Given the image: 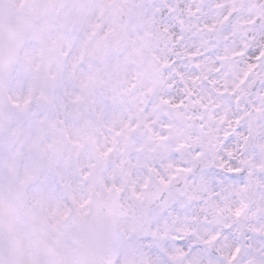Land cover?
Masks as SVG:
<instances>
[{
	"label": "clouds",
	"instance_id": "9594fccd",
	"mask_svg": "<svg viewBox=\"0 0 264 264\" xmlns=\"http://www.w3.org/2000/svg\"><path fill=\"white\" fill-rule=\"evenodd\" d=\"M250 52L264 0H0V107L30 94L28 114L45 113L42 154L63 173L50 203L91 200L48 247L0 213V260L223 264L239 246L234 264H264V57Z\"/></svg>",
	"mask_w": 264,
	"mask_h": 264
},
{
	"label": "snow or ice",
	"instance_id": "6c2138e0",
	"mask_svg": "<svg viewBox=\"0 0 264 264\" xmlns=\"http://www.w3.org/2000/svg\"><path fill=\"white\" fill-rule=\"evenodd\" d=\"M80 7L83 5L81 4ZM63 23L65 27H70L74 24V19L69 16ZM240 54L243 55V53ZM250 54L256 59L264 57V52L259 54L250 52ZM79 59L82 60L83 56ZM76 62L78 61H74V64ZM256 66L250 64L249 71ZM243 83L244 81L241 80L240 84ZM239 86L237 85V87ZM82 87L86 88L87 84L82 82ZM56 92L58 95H63V88L58 86ZM81 99L82 97L77 95L73 102ZM32 103L33 98L29 94L22 101L11 100V105L15 109H20V112L0 107V213H3L2 220L6 223L8 232L13 236L19 229L20 234L29 237L37 247H48L49 240L53 238L54 234L57 244L60 243L64 235L60 229L65 225V222H70L74 209L81 220L89 215L91 200L80 202L73 199L72 206L63 207L59 202L50 203L51 196L47 187L58 185V182L63 178V173L58 170L59 161L57 158L42 154L40 125L44 123L45 113L32 112L29 115L28 110ZM46 112L53 119L59 116L58 108L50 107ZM236 123H240L239 117ZM261 138L257 137V139ZM244 139L248 141L249 137L245 136ZM251 151H258L255 142L251 146ZM103 155L107 156L108 153H103ZM18 167L24 168V176L22 179L16 180L13 177ZM228 171L234 174L233 179H236L235 174H240L244 170L230 168ZM25 185L32 187L40 185L41 187L38 191L32 192L29 188H25ZM242 211L243 209H237L236 216L239 217ZM230 228L231 226L228 230ZM256 231L264 232V228ZM257 238L264 239V236ZM217 239L218 235H213L210 240H206L204 243L211 244ZM198 247H193V253L197 252ZM240 252L241 248L236 247L234 253L227 257L223 264H234ZM5 259H9L7 253H5ZM0 264H5V261L0 260ZM21 264H37V262L25 259ZM50 264H106V262L103 259L89 261L82 249L79 252L76 249H71L64 251L59 260L50 261ZM190 264H200L199 257L191 255Z\"/></svg>",
	"mask_w": 264,
	"mask_h": 264
}]
</instances>
